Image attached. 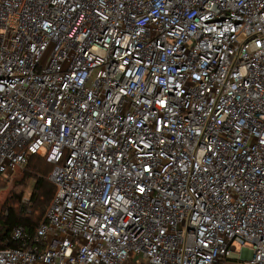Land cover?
I'll list each match as a JSON object with an SVG mask.
<instances>
[{
	"label": "built area",
	"instance_id": "2783aa9c",
	"mask_svg": "<svg viewBox=\"0 0 264 264\" xmlns=\"http://www.w3.org/2000/svg\"><path fill=\"white\" fill-rule=\"evenodd\" d=\"M33 156L0 264H264V0H0V178Z\"/></svg>",
	"mask_w": 264,
	"mask_h": 264
},
{
	"label": "trees",
	"instance_id": "16d2710c",
	"mask_svg": "<svg viewBox=\"0 0 264 264\" xmlns=\"http://www.w3.org/2000/svg\"><path fill=\"white\" fill-rule=\"evenodd\" d=\"M52 164L43 156H33L23 169H16L17 177L9 193L0 200V249L15 248L21 242L13 238V230L22 226L29 236L46 221V211L56 192L50 180ZM7 177L0 178V187ZM29 187L28 200H24Z\"/></svg>",
	"mask_w": 264,
	"mask_h": 264
},
{
	"label": "rangeland",
	"instance_id": "374dc122",
	"mask_svg": "<svg viewBox=\"0 0 264 264\" xmlns=\"http://www.w3.org/2000/svg\"><path fill=\"white\" fill-rule=\"evenodd\" d=\"M18 178L17 174H11L9 175L7 178L4 179V181L2 182V185L0 187V200H3L5 198V196L9 193L10 188L13 185L14 180ZM27 192L26 195L24 197V200L26 201L28 199L29 196V187L27 188ZM241 247L238 246L237 250L240 251Z\"/></svg>",
	"mask_w": 264,
	"mask_h": 264
}]
</instances>
